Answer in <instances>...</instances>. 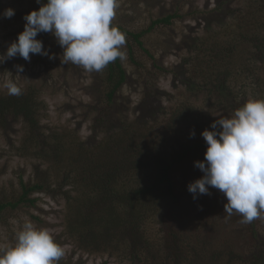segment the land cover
Returning a JSON list of instances; mask_svg holds the SVG:
<instances>
[{
    "label": "trees",
    "instance_id": "trees-1",
    "mask_svg": "<svg viewBox=\"0 0 264 264\" xmlns=\"http://www.w3.org/2000/svg\"><path fill=\"white\" fill-rule=\"evenodd\" d=\"M32 1L38 9L40 5L36 0ZM261 6L264 9V0H261ZM176 15L156 18L148 27L135 32L113 23L125 34L126 44L122 51L133 65L139 66L134 54L135 45L143 48V35L157 26L170 25ZM248 31L244 28L241 33L251 36ZM195 40L190 50L203 59H193L192 56L190 61H186L190 65L185 67L183 75L188 88L198 93L203 91L207 97H216L219 103L229 108L235 99L226 82L229 70L218 79L219 72L214 68L216 65L226 67L232 62L230 56L236 54L232 40H222L217 33ZM251 42L254 44V57L264 70V33L259 40L251 36ZM93 74L100 80L98 89L103 100L95 123L108 134L106 140H99L102 145L97 154L86 147L96 135L82 141L75 136L76 130L46 133L39 121L42 102L38 101L37 92L33 89L22 91L20 96L0 94V126H6L8 118H20L25 122L26 129L16 150L21 155L43 159L48 168L65 169L62 182L56 189L58 192L61 189L60 193L66 200L69 215L65 226L67 233L77 237L81 248L89 253H106L132 264H207L209 258L212 259L211 264H264V232L258 227L259 219L244 224L238 214L229 217L223 208L226 197L218 189L210 187V195H198L196 199L187 190L189 183L203 175L196 179L191 175L194 162L202 161L206 150L201 136L206 128L197 115L189 107L168 111L163 105L158 115H149L150 111L149 117L122 119L113 127L110 110L128 74L119 58L102 72ZM150 100L151 94L144 93L141 102L145 109L150 106ZM159 115H169L171 123L180 118L195 131V136L190 137L189 134L169 158L166 151H160L159 135L152 130L158 124L152 121L151 126H147L149 118L156 120ZM33 173V182L20 181V193L14 201H0V214L7 207L34 206L37 198L30 196L34 192L56 190L50 188L52 183L46 180L45 170L35 165ZM71 176H74L73 181ZM64 185L72 186L64 189ZM178 186L182 187L181 191H177ZM71 191L75 193L71 194ZM182 193L185 197H181ZM218 197L221 198L217 199L221 203L220 209L226 220H231V227L226 240L219 244L220 247L213 248L217 225L210 208L212 200ZM183 198L187 199L185 207ZM157 212L159 227L150 233L145 221ZM231 238L235 240L231 241ZM199 256L207 259L203 261Z\"/></svg>",
    "mask_w": 264,
    "mask_h": 264
},
{
    "label": "rangeland",
    "instance_id": "rangeland-1",
    "mask_svg": "<svg viewBox=\"0 0 264 264\" xmlns=\"http://www.w3.org/2000/svg\"><path fill=\"white\" fill-rule=\"evenodd\" d=\"M6 8L14 9L15 15L4 18L2 13ZM32 10H37L32 0H0V54L23 31L26 23L23 16ZM174 13L177 15L170 25L157 26L143 35L141 41L146 51L135 45L134 54L139 66L133 65L126 53L125 59L121 60L128 77L117 91L110 110L113 127L122 119L158 115L159 108L165 105L168 111L189 107L200 123L206 129H211L210 125L215 119L230 117L246 100L264 99V70L254 57L255 49L251 42V36L259 40L264 33V9L261 0H119L113 23L135 32L145 29L156 18ZM244 28L249 30L251 36L241 33ZM214 33L222 40H232L235 48L236 54L230 56L232 62L228 66L216 65L214 68L219 72L218 79L229 70L226 82L235 96L229 108L226 104L219 103L216 97H207L203 91L198 93L195 89H189L183 75L185 67L190 65L186 61H190L192 56L193 59H203L200 54L190 50L192 42ZM38 39L54 58L30 54V62L19 56L6 60L0 64V83L11 75L22 91H36L38 101L42 102L39 121L46 133L54 130H76L75 136L82 141L96 135L86 147L93 154H97L102 145L99 140H106L108 137L101 126L95 123L103 103L98 89L100 80L96 79L94 72H88L81 66H73L71 62L62 64L63 57L60 56L63 50L50 33L40 34ZM15 65L23 66V72L18 73ZM147 92L151 94V100L148 102L150 106L145 109L141 100ZM0 94H7V90L0 88ZM7 121L6 126H0V201H14L20 193L21 180L26 183L33 182L35 165L40 170H45L46 180L52 183L50 188L56 189L57 184L62 182L65 169L48 168V163L43 159L33 155H21L16 148L19 147L20 138L26 129L25 122L20 118H8ZM152 121L158 124L152 130L159 135V150L166 151L168 158L187 140L192 131L190 124L180 118L171 123L169 115H159L156 120L149 118L147 126L150 127ZM191 175L196 179L202 172L193 167ZM71 177L73 181L74 176ZM64 186L67 189L72 185ZM57 189L52 192L47 189L32 193L30 196L37 198L34 206L19 205L2 210L0 243H14L16 231L27 218L35 227L46 229L63 247L65 255L59 264H132L117 260L106 253H89L82 249L79 239L69 235L65 229L68 209L66 200L60 193L61 189L59 192ZM181 189V186L177 187V191ZM74 193L75 191H71V194ZM181 197H185V194L182 193ZM217 199L221 198H211L213 203L210 208L217 225L213 248L220 247L219 244L229 236L231 227V220H226ZM182 205H187L186 198H183ZM158 220L157 212L145 221L150 233L158 229ZM259 221L258 227L264 232V219ZM233 240L235 238H231ZM235 245L240 249L237 243ZM200 259L205 261L207 257ZM210 260L212 259H207V264H211Z\"/></svg>",
    "mask_w": 264,
    "mask_h": 264
},
{
    "label": "clouds",
    "instance_id": "clouds-1",
    "mask_svg": "<svg viewBox=\"0 0 264 264\" xmlns=\"http://www.w3.org/2000/svg\"><path fill=\"white\" fill-rule=\"evenodd\" d=\"M40 5L23 16L22 32L10 42L0 64L14 57L30 62V54L54 56L37 39L50 33L62 48V64L71 62L88 72H102L118 58L125 59L122 48L126 37L113 24L119 0H36ZM4 18L15 15L4 9ZM17 72L23 66L15 65ZM10 73V72H9ZM12 74V73H10ZM10 96L22 95L21 87L11 78L0 83ZM211 130L201 132L206 143L204 159L194 166L203 175L187 185L193 199L218 189L225 197L224 213L238 214L241 223L264 219V99L250 98L230 117L217 118ZM195 131L190 132V137ZM65 251L46 230L25 218L15 233V242L0 243V264H59Z\"/></svg>",
    "mask_w": 264,
    "mask_h": 264
}]
</instances>
